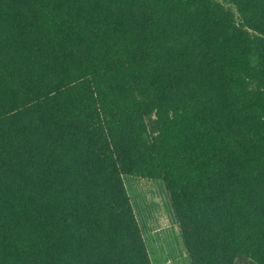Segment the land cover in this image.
I'll list each match as a JSON object with an SVG mask.
<instances>
[{"label": "trees", "instance_id": "16d2710c", "mask_svg": "<svg viewBox=\"0 0 264 264\" xmlns=\"http://www.w3.org/2000/svg\"><path fill=\"white\" fill-rule=\"evenodd\" d=\"M125 176L264 264V0H0V264H151Z\"/></svg>", "mask_w": 264, "mask_h": 264}, {"label": "rangeland", "instance_id": "374dc122", "mask_svg": "<svg viewBox=\"0 0 264 264\" xmlns=\"http://www.w3.org/2000/svg\"><path fill=\"white\" fill-rule=\"evenodd\" d=\"M123 180L151 264H190L163 183L126 176Z\"/></svg>", "mask_w": 264, "mask_h": 264}]
</instances>
